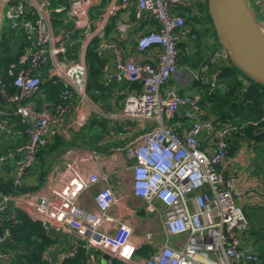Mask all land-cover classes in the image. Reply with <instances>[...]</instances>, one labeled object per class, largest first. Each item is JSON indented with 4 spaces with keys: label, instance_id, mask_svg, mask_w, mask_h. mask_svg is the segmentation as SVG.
<instances>
[{
    "label": "built area",
    "instance_id": "1",
    "mask_svg": "<svg viewBox=\"0 0 264 264\" xmlns=\"http://www.w3.org/2000/svg\"><path fill=\"white\" fill-rule=\"evenodd\" d=\"M56 1L2 0V31L9 35L14 30L21 42L4 73L0 72V94L9 106L0 108V132L11 135L12 118L17 117L25 136L0 153V174L5 171L11 176L12 187L9 192L0 189V261L17 264L25 253L21 248L6 247L14 242L13 229L21 222L20 214L24 211L40 223L45 235L54 229L75 237L77 242L62 254L60 262L77 257L82 249L84 260L74 264H101L96 254L99 249L107 254L105 264L117 261L125 264H264V258L251 244H243L248 219L241 206L248 202L264 207V189L240 186L237 173L225 175L219 170L227 159L233 138L245 136L249 127L264 124V105L256 118L236 116L218 121L207 116L203 95L211 96L216 89L220 93L226 89L221 79L230 57L223 47L200 61L198 72L192 75L204 87V92L181 93L169 85L178 70V44L188 34L194 39L186 28V9L198 11L200 3L196 0H108L98 14L103 23L118 9L116 1L119 7L133 3L137 18L155 20L156 26L141 31L136 37V49L140 53L157 48L152 61L124 58L119 45L104 38L102 25L80 40L74 57L60 60L58 55L66 54L70 35L90 25L87 8L91 1ZM253 1L264 15V0ZM63 12L72 17L74 26L55 38L53 20ZM118 28L126 34L130 26L120 22ZM92 38L98 39L97 56L106 48L115 53V71L108 75V81L125 77L141 85L139 91H125L123 110L118 115L130 121L139 132L113 149L118 182H127L128 189L116 192L107 181L106 173L91 170L73 173V181L64 188L52 189V194H44L45 189L37 187L20 192L40 149L58 134L59 117L69 109L76 113V105L70 99L74 94L86 96L85 54ZM238 78L245 81L240 74ZM44 79L64 85L56 102L46 100L35 106L30 98L40 90ZM239 94V90H234V96ZM180 107L185 108L180 113L184 128L179 130L169 122ZM76 152L72 146L63 151L66 166L60 174L62 179L74 169ZM93 156L101 165L100 153L95 152ZM128 195L137 199L146 213L160 220L165 240L160 241L151 229L136 234L133 220L119 219L114 213L113 208ZM131 211L134 212V207ZM180 235L184 237L180 242L169 243V236ZM41 254L46 264L52 263L48 253Z\"/></svg>",
    "mask_w": 264,
    "mask_h": 264
},
{
    "label": "crops",
    "instance_id": "2",
    "mask_svg": "<svg viewBox=\"0 0 264 264\" xmlns=\"http://www.w3.org/2000/svg\"><path fill=\"white\" fill-rule=\"evenodd\" d=\"M90 1L91 2L87 8V14L91 18L90 25L86 29H79L78 31L70 35L69 42H67L66 44V54L58 55V58L60 60L64 58L74 57L80 48V40L83 39L86 34L92 33L99 25H102L104 38L106 40L115 41L119 45L124 58L132 59L134 61H152L153 51L157 50V48L150 52L140 53L136 49V37L137 34L141 31L147 30L157 25L153 18H137L135 16V7L133 3L126 4L124 5V7H119V1H116V9H118L115 10V13L113 15L108 16L106 21L103 23L98 17V14L104 7H106V3L108 0ZM196 1H198L200 5H202L201 8L205 11L207 0ZM248 1L250 4L251 2L255 4L253 0ZM52 2L56 3L57 1L52 0ZM58 2L65 3L67 2V0H58ZM255 6L257 7V5ZM255 9L258 16V9ZM199 14L201 15L200 10L192 11V15L194 17H199ZM261 18L264 17H260V20H262L261 25L264 29V20ZM120 22L129 23L130 29L126 34L119 30L118 23ZM194 22V20H191L190 24H194ZM73 26L74 21L72 17L67 15L65 12L58 14V18H55L53 20L54 37H57L58 34L65 29H72ZM190 27L192 29V25ZM97 40V38H92L89 41V45L85 54L87 63L86 96L79 97L77 94H74L70 99V102L76 105V113H72V110L69 109L66 111V113L59 117V120L56 123L59 129L58 134L50 141V143L44 146L45 149L42 153L43 155L41 157V161H39V158L37 157L32 171L24 180L23 185H21L19 188L23 190L20 192L30 190L24 188L31 186V189L44 188V194H52V189L61 187L64 188L66 185L70 184L74 179L73 173L83 174L91 170H97L101 171L102 173H106L108 175L107 181L113 186L116 192L120 193L122 192V189L127 191V182H118V177L115 173V170L117 169L116 166L118 165H116L115 163L116 156L113 152V149L117 146L124 145L133 137H135L139 132L138 129L134 128L130 121H126L118 115L123 110L125 91H139L141 90V85L138 82L131 81L130 79L125 77L121 80H107L108 75L112 74V72L115 71V53L112 49L106 48L103 50L101 56H97L95 53ZM181 42H183L181 43L183 44V47L187 46L185 48L189 47V50H193L195 48V44L198 41H194V39L190 38L188 34V36H184L182 38ZM73 45H75V48H73ZM208 49L209 48H204L205 51L203 50L204 52L202 54H205V56H207L208 54H206L205 52ZM69 53L75 55L71 56L69 55ZM90 58H94V66L91 65ZM228 64L229 65L226 66L228 68L233 66L230 61L228 62ZM189 67L190 63L179 64L178 60V70L172 75L169 81V85L176 87L181 93L192 94L198 93L200 91L204 92V87L199 82L192 79V75L198 72V66L196 68ZM231 69L233 77L240 81H238L237 88H239L240 86L247 87L253 84L250 78H247L245 75L243 76L240 74L242 77H244L245 80L241 81L238 78L239 74L237 72V69L234 66ZM91 76L95 79H93ZM58 85L59 87H57ZM63 85V82L52 83L44 79L41 84L40 90L33 97H31L30 100L35 106H40L46 100L56 102L58 100V92L63 87ZM89 87L93 89L95 100H93L90 97V94H88ZM237 88L234 89L239 90ZM260 91L263 94V99L260 104L261 111V107L262 105H264V87L262 88V90L260 89ZM203 97V107L206 109L207 116L214 117L215 120L218 121L226 118L221 117L220 114L218 116L215 110V108L223 107V99H218V96H212L211 98V96H207L205 94L203 95ZM211 99L214 102V106H211ZM247 104L248 105L244 109L243 114L240 112L238 113V115L234 114L233 112L227 113L228 108L224 110L225 114H232L228 117L244 115V113H247L252 107V99H247ZM7 107L9 106L7 105V103H5V108ZM182 108L185 107H180L176 113V116L169 122L179 130L184 128V120L180 116ZM12 120L16 122L12 134L6 136L0 132V145H2L0 146L1 152L4 149L15 146L17 143L21 142L24 139L25 135L23 126L18 122L17 117H13ZM83 121L84 123L81 126H78ZM93 122L95 123L93 124ZM90 124H92L93 128L86 129ZM101 124H104V128H101ZM257 128L258 130L256 132L251 133L247 130L245 136L239 138L234 137L232 146L228 151L227 159L219 166V170L225 175L237 173L239 175L238 183L240 186H252L256 190L260 188L264 189V124L258 126ZM58 140L61 141L57 142ZM78 141H81L82 144L78 143ZM53 143L55 144L54 147H52ZM69 146H72L77 150L76 158L74 159L73 163L74 169H70L65 176L66 179H62V176L60 174L61 172H63L66 166V159L62 156V154L63 151ZM56 150L58 152L57 154ZM52 151L54 152L51 153ZM95 152H98L101 155V165H99L100 163H98L96 161L97 159H95L93 156V153ZM45 159H51L49 164H52V166L49 170H47L46 168L43 169ZM38 162L40 163V167L37 168L35 167V165ZM70 173L71 176H69ZM10 179L11 176L3 171L0 174V185L4 186L5 188V184H11ZM38 180H40L41 182L44 181V184L42 186L39 185L36 188L34 186L36 185L35 182ZM132 207H134V212L131 211ZM242 208L248 219V227L243 233V244H251V247L255 251H257L261 257H264V254L257 248L256 245L257 241H259V234H257L251 227L252 225L254 228L258 229L260 234L263 235L264 238V209L261 210L259 208V204H250L248 202H245V206H242ZM113 210L114 213L119 217V219L133 220V222L131 223L134 224L136 234L142 233L144 229H151L156 233L160 241L165 240V235L159 226L160 220L155 215L146 213L143 209V206L137 199L129 195L125 196L121 199L118 205L113 208ZM21 214L34 221L24 211H22ZM183 238L184 237L180 235L175 236L172 240L168 238V241L171 244H176ZM38 241H40V239H38ZM76 242L77 240L75 239V237L71 236L70 234L51 229L48 234L45 235V242H43L44 245L40 252H46L51 256V264H65L76 260H84L85 253H83L82 249H80V252L77 253V257L73 259L67 258L64 259L63 262H60L62 254L67 252ZM6 247L9 250H13L16 248L23 249L25 253L22 255V259L19 260H26L27 248L23 245L14 241L13 243H8ZM29 247L31 249L34 248L33 245H29ZM41 253L40 255H42ZM81 254L83 255V257L79 259ZM96 254L98 255V259L101 264H105L104 260L107 254L100 251L99 249L96 250ZM10 263V260L0 261V264ZM116 264L125 263L117 261Z\"/></svg>",
    "mask_w": 264,
    "mask_h": 264
},
{
    "label": "trees",
    "instance_id": "3",
    "mask_svg": "<svg viewBox=\"0 0 264 264\" xmlns=\"http://www.w3.org/2000/svg\"><path fill=\"white\" fill-rule=\"evenodd\" d=\"M206 8H207V3H206ZM191 20H194L195 22L198 20L199 22H196V23H203V22L207 23L206 20H209L211 27L213 26L208 12L204 16V18L194 17L189 12V14L185 15V24L190 23ZM210 30H211L210 27H206V28H204L203 31L206 33ZM11 31H12V33L9 35H7L6 33H3V31H0L1 32V34H0V53L6 54L8 59H11L17 53V51L20 47V42H21L20 38H18L17 35L14 33V30H11ZM212 31L214 33L215 30L212 29ZM190 32L191 33L195 32L197 38L194 40L198 41L200 38V34L198 32V29L192 26V29L190 27ZM4 37H7L5 42L3 41ZM181 43H183V42H181ZM181 43L178 44V46L180 48L183 45V44L181 45ZM212 46L218 47V48L222 47V45L220 44L219 41L212 44ZM211 52H213V51H211ZM205 57H206L205 54L204 55L202 54L198 61H193V60L189 61L191 68L192 67L196 68L198 66L199 62L202 61ZM90 63L92 66L95 65L94 58H90ZM184 63L187 64L188 62L186 61ZM179 64H183V62L180 60ZM233 66L237 69V72L239 74H241L243 76L245 75L235 65H233ZM232 67H229V68L225 67L224 73H223V76L221 79L222 81L225 82L226 89L222 93H220L218 91L219 89H216L217 91L211 95V98H212V96H218V99H223V107L222 108L221 107L215 108V110H216L218 116L220 114L221 117H224V118L232 115V114H230V115L225 114L224 110L226 108H228L227 113L233 112L234 114L238 115V113L240 112L243 114L244 109L248 105L247 99H252L253 105L250 108V110L247 113H244V115H239V116L242 119L256 118L259 116L260 104H261V101L263 99V94L261 93L260 89L262 90L264 85H262L258 82H255L250 78L252 80L253 84H251L250 86H247V87H241L240 86L239 88H237L239 80L235 79L233 77L232 69H231ZM246 77L249 78L248 76H246ZM92 78L95 79L94 77H92ZM57 87H59V85ZM234 88L239 89L241 95L239 94L238 96H234L233 95V92L235 90ZM11 90L15 91V89H13V88H11ZM211 101H212V99H211ZM211 103H212L211 106H214L213 105L214 102L212 101ZM94 123L95 122H93V124ZM89 128H93L92 124H90L89 127H87L86 129H89ZM101 128H104V124H101ZM247 130L252 133V132H256L258 130V128L257 127H249ZM60 141L61 140H58L57 142H60ZM54 146H55V144L53 143L52 147H54ZM5 185H6L5 188H4V186L0 185L1 188H4L2 190L6 191V192L11 191V184L7 183ZM20 218H21V222L13 229V231H14L13 232V238H14V241H16L17 243L26 247L27 251H26V260L20 261L21 260V258H20V260H19L20 262L18 261L19 263L17 262V264H46L42 260V257L40 255V253H41L40 250L42 249V247L44 245L43 242H45V235L42 231L40 223L37 221H32V220L28 219L23 214H21ZM34 237H36V238H34ZM38 239H40V241H38ZM29 245H33L34 248L31 249L29 247ZM144 253H145V251H140V254H144ZM82 257H83V255L81 254L79 259H81ZM76 262H79V260H76V261H73L70 263H66V264H74Z\"/></svg>",
    "mask_w": 264,
    "mask_h": 264
},
{
    "label": "water",
    "instance_id": "4",
    "mask_svg": "<svg viewBox=\"0 0 264 264\" xmlns=\"http://www.w3.org/2000/svg\"><path fill=\"white\" fill-rule=\"evenodd\" d=\"M1 6L2 0L0 11ZM207 7L219 42L232 64L264 85V29L257 24L246 0H207ZM5 103L0 94V105L5 106Z\"/></svg>",
    "mask_w": 264,
    "mask_h": 264
},
{
    "label": "rangeland",
    "instance_id": "5",
    "mask_svg": "<svg viewBox=\"0 0 264 264\" xmlns=\"http://www.w3.org/2000/svg\"><path fill=\"white\" fill-rule=\"evenodd\" d=\"M246 2H247V4L249 5V7L253 10V12H254V14H255V20H256V22H257V24L262 28V25H261V22H262V20H260V17H264V15H262V13L260 12V10H259V8L258 7H256L255 5L256 4H253L251 1V4L249 3V1L248 0H246ZM255 8H257L258 9V16H257V13H256V9ZM197 9L198 10H200V12H201V15L199 14V17L201 16L202 18H204V16L207 14V12H208V7L206 8V5H205V11L201 8V7H197ZM189 12H190V14L192 15V10L191 11H188V9H186V14H189ZM261 19H263L264 20V18H261ZM207 21V23H195L194 22V24H187L186 25V28L187 29H190V26L192 25V26H194L195 28H197L198 29V32H199V34H200V38H199V40H198V42L195 44V48L193 49V50H189V47L188 48H185V47H183V45L181 46V48H180V52H179V57H178V60L180 61H182L183 63L184 62H188V63H190L189 61L190 60H194V61H198L199 59H200V57H201V55H202V53L205 51L204 50V48H209L205 53L206 54H210L211 53V50L213 51H215L216 49H218V47H213L212 46V44H214V43H216L217 41H219L217 38H218V35L216 34V32L214 31V33H213V31H212V29L214 30V28H213V26L211 27V24H210V22H209V20H206ZM191 22V21H190ZM196 22H199L198 20L196 21ZM190 25V26H189ZM206 27H210V31H208V32H204L203 30H204V28H206ZM3 30V25H2V23H1V21H0V31H2ZM193 35V38L194 39H196L197 37H196V34H195V32L192 34ZM6 39H7V37H4L3 38V41L5 42L6 41ZM195 41V40H194ZM204 50V51H203ZM69 55H71V56H74V55H72L71 53H69ZM8 61H9V59H8V57H7V55L6 54H2V53H0V72H4L5 71V69H6V67H7V64H8ZM234 65V64H233ZM189 68H191V65H190V67ZM253 80V79H252ZM254 81V80H253ZM256 82V81H255ZM88 94H90V97L93 99V100H95V97H94V92H93V89L92 88H90L89 87V89H88ZM190 94V93H189ZM0 108L1 109H5V106H1L0 105ZM12 122H13V124L14 125H16V122H14L13 120H12ZM78 143H80V144H82L81 143V141H78ZM0 146H2V145H0ZM60 148V147H59ZM44 149H45V147H43L41 150H40V152H39V155H38V158H39V161H41V157H42V153L44 152ZM59 150V149H58ZM5 151V149L2 151V152H4ZM1 151H0V153H2ZM54 151H52L51 153H53ZM58 152H57V150H56V154H57ZM50 160L51 159H45L44 160V168L43 169H47V170H49L50 169V167L52 166V164L50 165L49 164V162H50ZM35 167H40V163L38 162V163H36V165H35ZM35 186L34 187H38L39 185H43L44 184V181H40V180H38V181H36L35 182ZM24 189H31V186L30 187H25ZM19 190H22V189H19ZM242 206L244 207L245 206V202H243L242 203ZM259 208L261 209V210H263L264 209V207H262V206H259ZM251 227L253 228V230L257 233V234H259L258 236V238H259V241H257V243H256V245H257V248L264 254V238H263V235H261L260 234V232H259V230L258 229H256V228H254L252 225H251ZM175 236H169L168 238L170 239V240H172L173 238H174ZM260 255V254H259ZM262 258H264V257H262ZM264 260V259H263Z\"/></svg>",
    "mask_w": 264,
    "mask_h": 264
},
{
    "label": "clouds",
    "instance_id": "6",
    "mask_svg": "<svg viewBox=\"0 0 264 264\" xmlns=\"http://www.w3.org/2000/svg\"><path fill=\"white\" fill-rule=\"evenodd\" d=\"M18 38H20L19 36H17Z\"/></svg>",
    "mask_w": 264,
    "mask_h": 264
}]
</instances>
